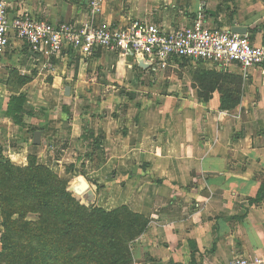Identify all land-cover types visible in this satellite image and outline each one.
<instances>
[{
  "label": "crops",
  "instance_id": "obj_1",
  "mask_svg": "<svg viewBox=\"0 0 264 264\" xmlns=\"http://www.w3.org/2000/svg\"><path fill=\"white\" fill-rule=\"evenodd\" d=\"M5 1L11 16L113 26L140 20L167 31L202 14L206 26L242 27L264 45V0H97L98 10L91 0ZM46 60L16 38L0 53V157L24 165L34 151L51 169L67 161L77 178L98 185L97 206L143 217L134 264H223L239 256L264 264V193L259 203L248 201L264 185V69L231 71L244 78L243 96L225 111L217 91L204 100L193 87L203 62L143 68L134 56L105 49ZM30 89L39 90L32 99ZM40 89L56 92L43 98ZM20 93L26 101L16 124L5 112Z\"/></svg>",
  "mask_w": 264,
  "mask_h": 264
},
{
  "label": "trees",
  "instance_id": "obj_2",
  "mask_svg": "<svg viewBox=\"0 0 264 264\" xmlns=\"http://www.w3.org/2000/svg\"><path fill=\"white\" fill-rule=\"evenodd\" d=\"M193 82L197 94L204 100L217 91L221 110L230 111L241 101L243 79L238 73L213 66L198 68L193 73ZM25 101L22 93L9 99L5 114L16 124L20 123ZM0 169L3 174L11 171L22 179L6 183L0 178L4 229L0 256L1 261L5 259L2 264H118L130 253L118 238L116 213L125 209L140 219V222L132 221L135 226L132 238L146 226L143 217L125 206L106 211L93 201L87 202L75 193L70 180L36 164L34 156H28L27 166L15 165L1 156ZM263 193L261 184L256 196L248 199L249 203H259ZM30 212L37 214V220H26ZM14 215L18 218H13Z\"/></svg>",
  "mask_w": 264,
  "mask_h": 264
},
{
  "label": "built area",
  "instance_id": "obj_3",
  "mask_svg": "<svg viewBox=\"0 0 264 264\" xmlns=\"http://www.w3.org/2000/svg\"><path fill=\"white\" fill-rule=\"evenodd\" d=\"M98 10L97 0H91ZM204 16L193 19L184 28L167 31L163 27L140 20L125 26L91 22H49L28 12L11 16L5 0H0V53L11 38L25 42L34 52L50 58L62 51L73 50L90 55L98 49L132 55L149 62V66L165 68L181 60L202 61L224 71L238 69L245 76L250 68L264 69V45L251 43L247 33L206 26ZM261 259L239 256L223 264H257Z\"/></svg>",
  "mask_w": 264,
  "mask_h": 264
},
{
  "label": "rangeland",
  "instance_id": "obj_4",
  "mask_svg": "<svg viewBox=\"0 0 264 264\" xmlns=\"http://www.w3.org/2000/svg\"><path fill=\"white\" fill-rule=\"evenodd\" d=\"M180 64V62H179ZM183 65H187V63L183 62ZM182 65V66H183ZM199 66L196 68V70L198 68H211L210 65L208 64H204V63H199ZM45 79L48 80L49 79V75L45 76ZM243 81L244 78L242 77ZM248 85L250 84V82H247ZM30 92L29 98L28 99H32V92L33 91H38L39 90H28ZM58 92H60V90H57ZM50 92H52L53 94L56 92L55 89H40V96L44 98L47 97L49 98V96L51 95ZM242 96H243V83H242ZM241 96V98H242ZM39 100V98H38ZM41 100V99H40ZM28 156H34L35 157V161L36 164L42 165V166H46V164L42 163L41 161H39V159L37 158V156L34 154V151H32L31 153L29 152L26 156V163L24 165H19V166H27V161H28ZM67 160V159H66ZM7 169H9L8 167H6ZM48 169L52 170L55 174H57V176L64 178V179H68L70 180V184L72 187L78 186V182H77V175H78V171H71L69 170V167L67 165V161L65 163H63V167L62 168H56V169H51L49 167H47ZM5 169V167L3 168ZM0 169V178L1 180H4V182L7 183V180H22L21 178H17V174H12L11 171H9L7 174H3L2 170ZM20 177V174H19ZM87 184H89L91 186L92 189H95V185H92L91 182L89 180H85ZM10 188L14 189L13 186H10ZM93 203H95L96 205V201L93 198ZM13 218H18L17 215H14ZM26 220L29 221H35L37 220V214L36 213H27L26 214ZM116 222H115V226L117 229V233H118V238L121 240L120 243L122 245H125L126 248H128V252L130 253L127 256H124V258L122 259L123 262H120L118 264H134L135 263V259L133 258V244L136 240V238H132L133 237V232L135 230V226H134V220L140 222L139 218H136L134 216H131V214H129L127 212V210L125 209H119L118 213H116L115 216ZM134 221V222H132ZM3 218H2V211H1V206H0V255H1V248H2V232H3ZM130 239V240H129ZM5 259L1 261V256H0V264L4 263Z\"/></svg>",
  "mask_w": 264,
  "mask_h": 264
},
{
  "label": "water",
  "instance_id": "obj_5",
  "mask_svg": "<svg viewBox=\"0 0 264 264\" xmlns=\"http://www.w3.org/2000/svg\"><path fill=\"white\" fill-rule=\"evenodd\" d=\"M232 31L237 33H245L246 29L242 27H234ZM137 62L138 65L142 66L143 68L149 66V62L145 61L144 59L137 58ZM66 94H67V88H66ZM40 137H41V131L35 130L33 132L32 143L34 145H38L40 143ZM77 182H78V186H75V193L85 198L87 202H92L94 198V192L91 186L87 184L82 177L77 178Z\"/></svg>",
  "mask_w": 264,
  "mask_h": 264
},
{
  "label": "bare ground",
  "instance_id": "obj_6",
  "mask_svg": "<svg viewBox=\"0 0 264 264\" xmlns=\"http://www.w3.org/2000/svg\"><path fill=\"white\" fill-rule=\"evenodd\" d=\"M82 197V196H81Z\"/></svg>",
  "mask_w": 264,
  "mask_h": 264
}]
</instances>
